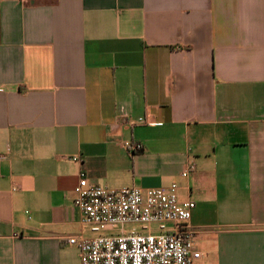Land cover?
Returning <instances> with one entry per match:
<instances>
[{
  "label": "crops",
  "instance_id": "obj_1",
  "mask_svg": "<svg viewBox=\"0 0 264 264\" xmlns=\"http://www.w3.org/2000/svg\"><path fill=\"white\" fill-rule=\"evenodd\" d=\"M80 172L177 182L193 264H264V0H0V264H79Z\"/></svg>",
  "mask_w": 264,
  "mask_h": 264
},
{
  "label": "built area",
  "instance_id": "obj_2",
  "mask_svg": "<svg viewBox=\"0 0 264 264\" xmlns=\"http://www.w3.org/2000/svg\"><path fill=\"white\" fill-rule=\"evenodd\" d=\"M125 144L132 150L142 146ZM193 169V165L187 166L180 175L186 177ZM178 188L177 182L149 188H110L89 182L80 172L73 200L80 224L103 234L67 238L68 244L78 249L79 264H193L200 256L195 249L199 230L189 223L195 203L180 200ZM152 224L159 233L151 231ZM135 225L145 232H139Z\"/></svg>",
  "mask_w": 264,
  "mask_h": 264
},
{
  "label": "rangeland",
  "instance_id": "obj_3",
  "mask_svg": "<svg viewBox=\"0 0 264 264\" xmlns=\"http://www.w3.org/2000/svg\"><path fill=\"white\" fill-rule=\"evenodd\" d=\"M126 228L130 229L131 226H127ZM135 228L139 232H145V230H143L140 225H135ZM117 229H118V226L115 227L116 231H117ZM150 229L155 234L159 233V229L157 228L156 224H152ZM84 234H85L86 237H93V236H96V235H99V234H103V232H92L89 228H86L85 231H84Z\"/></svg>",
  "mask_w": 264,
  "mask_h": 264
}]
</instances>
